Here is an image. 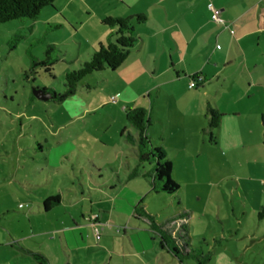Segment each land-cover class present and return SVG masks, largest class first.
Returning <instances> with one entry per match:
<instances>
[{
	"label": "rangeland",
	"instance_id": "rangeland-1",
	"mask_svg": "<svg viewBox=\"0 0 264 264\" xmlns=\"http://www.w3.org/2000/svg\"><path fill=\"white\" fill-rule=\"evenodd\" d=\"M65 1L45 8L35 22L0 26V259L264 264V230L255 226L264 202V166L255 151H242L236 118L228 128L232 137L223 128L217 143H209L207 135L192 134L194 121L176 104L167 110L156 83L135 82L141 75L126 61L116 71L86 77L63 102L29 98L35 87L62 93L65 74L108 31L100 20L104 4L79 0V8L62 13ZM50 46L58 61L47 72L41 63ZM125 108L151 112L148 137L171 162L170 178L179 185L174 195L151 190V166L141 165L138 147L125 140L128 133L137 135ZM187 127L188 135L182 131ZM49 194L63 202L45 213ZM152 223L173 237L181 254L199 258L182 257L181 263L161 250ZM12 243L30 254L23 256Z\"/></svg>",
	"mask_w": 264,
	"mask_h": 264
},
{
	"label": "crops",
	"instance_id": "crops-1",
	"mask_svg": "<svg viewBox=\"0 0 264 264\" xmlns=\"http://www.w3.org/2000/svg\"><path fill=\"white\" fill-rule=\"evenodd\" d=\"M77 1H65L61 12L76 10L79 6ZM98 2L108 7L100 16L101 21L108 16H147L143 25L135 27L138 42L125 62L126 66L133 67L141 75L139 78L134 77L135 82L144 78V86L146 83H156L153 88L158 98L163 97L167 110L171 109V104H176L183 114L194 121L190 128L192 134L207 135L204 129L208 126V110L219 112L222 118L215 133V143L223 128L232 137V131L228 128L234 124L233 118H236L237 131L243 137L242 151L245 148L248 153L255 151L256 162L264 166V0ZM210 7L220 12L225 25L213 21ZM111 32L108 29L97 40V45L84 60L93 54L99 43H105ZM133 56L135 59L128 63ZM191 81L196 83L195 89L189 88ZM148 95L151 96L150 93ZM150 104L153 106L152 101ZM190 129L187 127L182 131L188 132V135ZM247 135L253 137L252 143H247ZM132 150L136 153V149ZM49 197L54 196L49 194L45 199ZM60 198L62 203L63 198ZM258 208L255 226L264 230V216H259L261 211L264 212V202H259ZM252 212L255 214L254 210ZM239 225L242 226L241 222ZM12 246L27 256L26 248H17L13 243ZM0 264L24 262L14 256L8 261L1 258ZM48 264H51L49 260Z\"/></svg>",
	"mask_w": 264,
	"mask_h": 264
},
{
	"label": "trees",
	"instance_id": "trees-1",
	"mask_svg": "<svg viewBox=\"0 0 264 264\" xmlns=\"http://www.w3.org/2000/svg\"><path fill=\"white\" fill-rule=\"evenodd\" d=\"M56 1L0 0V26L13 21L23 22L29 20L35 22L41 12L45 8L53 7ZM146 21L147 16L143 14H137L127 18L112 16L104 18L102 24L112 32L107 37L105 43L98 44L97 49L88 59L79 61L76 69L65 74L63 92L57 94L54 90L46 87H35L34 90H40L43 95L50 96L49 100L63 102L76 95L78 85L86 77L95 72H103L106 70L116 71L127 60L132 49L138 42V38L135 36V27L143 25ZM54 52L55 48L50 46L45 53L46 60L41 63L47 72H50L58 61L56 57H51ZM32 66H35V64L32 63ZM29 98L38 100L33 93H31ZM124 115L128 125L137 132L136 138L128 133L125 136V140L135 147H138V162L141 165L148 163L151 166V170L146 175L149 178L151 190L156 193L174 195L179 190V185L170 178L172 170L171 162L166 159V156L161 150L152 145L148 137V130L153 124L151 112L149 113L147 109L143 108H125ZM207 116L208 126L204 129V132H206L209 142L215 143V133L220 127L222 115L216 110L210 109L207 112ZM124 133H126V130L122 131L121 136H124ZM61 201L59 196L45 199L42 203L44 211L49 212L52 208L60 205ZM259 216H264V212L261 211ZM152 229L159 236L160 249L172 254L181 263H183L182 257L199 258L194 252L181 254L178 243L173 237L162 231L154 223H152ZM25 254L28 255L30 252L25 251ZM34 258L40 264H48V261L41 256L35 255Z\"/></svg>",
	"mask_w": 264,
	"mask_h": 264
},
{
	"label": "built area",
	"instance_id": "built-area-1",
	"mask_svg": "<svg viewBox=\"0 0 264 264\" xmlns=\"http://www.w3.org/2000/svg\"><path fill=\"white\" fill-rule=\"evenodd\" d=\"M210 11L212 12L213 21H215L216 23L220 25H225L224 21L220 18V12L218 10L210 7ZM196 87H197L196 83L194 81H191V83L189 84V88L195 89ZM116 100H117L116 97L111 99L112 102H116ZM261 185L264 186V182H262ZM20 208H22L21 205H20Z\"/></svg>",
	"mask_w": 264,
	"mask_h": 264
},
{
	"label": "water",
	"instance_id": "water-1",
	"mask_svg": "<svg viewBox=\"0 0 264 264\" xmlns=\"http://www.w3.org/2000/svg\"><path fill=\"white\" fill-rule=\"evenodd\" d=\"M33 94L38 100H41V101H47L48 99H50V96L43 95V93L40 90H34Z\"/></svg>",
	"mask_w": 264,
	"mask_h": 264
}]
</instances>
